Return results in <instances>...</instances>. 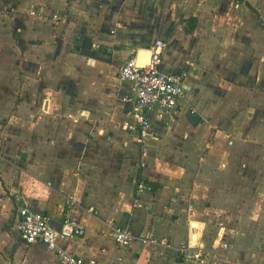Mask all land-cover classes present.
I'll use <instances>...</instances> for the list:
<instances>
[{"label":"crops","instance_id":"0c3cea01","mask_svg":"<svg viewBox=\"0 0 264 264\" xmlns=\"http://www.w3.org/2000/svg\"><path fill=\"white\" fill-rule=\"evenodd\" d=\"M1 32L0 264H58L21 238L22 205L81 222L58 245L99 264H264V0H0ZM159 38L185 96L140 143L118 70Z\"/></svg>","mask_w":264,"mask_h":264},{"label":"built area","instance_id":"2783aa9c","mask_svg":"<svg viewBox=\"0 0 264 264\" xmlns=\"http://www.w3.org/2000/svg\"><path fill=\"white\" fill-rule=\"evenodd\" d=\"M167 43L162 39H155L153 45L148 48L151 51L150 62L142 66L136 63V58H128L119 67L120 78L129 81L134 89L133 115L125 122L128 131L137 134L142 143L148 134L150 126L149 110L156 105L161 109H172L178 105L179 100L185 96L183 73L161 72L159 62ZM147 189V183L143 179L135 181L131 206L143 207L141 195ZM18 227L21 238L28 244L41 243L50 251H53L58 264H99L95 258L77 256L58 245L59 239L78 238L85 234V226L71 218L65 219L58 229L53 228L47 220V216L40 211L30 209L22 205L17 209ZM113 237L120 246L127 245L133 238L130 227L123 223L113 226ZM143 243H153L155 239L149 236L141 238ZM226 247V244H223ZM180 254L187 259L192 257L197 260L201 257V251L191 243H184L178 248ZM190 252V253H189Z\"/></svg>","mask_w":264,"mask_h":264},{"label":"water","instance_id":"95a60500","mask_svg":"<svg viewBox=\"0 0 264 264\" xmlns=\"http://www.w3.org/2000/svg\"><path fill=\"white\" fill-rule=\"evenodd\" d=\"M136 57V63L140 66L150 62L151 51L148 48L140 49Z\"/></svg>","mask_w":264,"mask_h":264},{"label":"rangeland","instance_id":"374dc122","mask_svg":"<svg viewBox=\"0 0 264 264\" xmlns=\"http://www.w3.org/2000/svg\"><path fill=\"white\" fill-rule=\"evenodd\" d=\"M0 36H2L3 38H5L7 40L10 39L7 35L4 34V32H1V35ZM222 263L224 264V261L222 262L221 258L218 257V260L216 261V264H222Z\"/></svg>","mask_w":264,"mask_h":264}]
</instances>
